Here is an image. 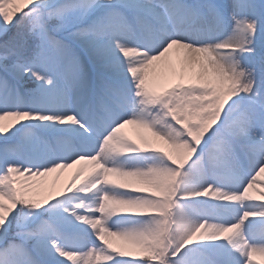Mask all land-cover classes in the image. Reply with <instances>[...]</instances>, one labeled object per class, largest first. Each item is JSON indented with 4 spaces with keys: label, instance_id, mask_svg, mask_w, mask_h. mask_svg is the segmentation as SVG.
Returning <instances> with one entry per match:
<instances>
[{
    "label": "snow or ice",
    "instance_id": "obj_1",
    "mask_svg": "<svg viewBox=\"0 0 264 264\" xmlns=\"http://www.w3.org/2000/svg\"><path fill=\"white\" fill-rule=\"evenodd\" d=\"M257 255L264 0H0V264Z\"/></svg>",
    "mask_w": 264,
    "mask_h": 264
},
{
    "label": "bare ground",
    "instance_id": "obj_2",
    "mask_svg": "<svg viewBox=\"0 0 264 264\" xmlns=\"http://www.w3.org/2000/svg\"><path fill=\"white\" fill-rule=\"evenodd\" d=\"M172 59H173V62H175L176 60L175 53H173ZM83 167H85L83 164L77 165L76 168H73V173L71 172L72 169L60 170L56 173L51 174L48 177L40 178V180L37 181V183L46 184L48 186H51L53 183H55L58 188H63L71 181V179L74 177L77 170ZM84 175L85 176L87 175V171H85Z\"/></svg>",
    "mask_w": 264,
    "mask_h": 264
},
{
    "label": "rangeland",
    "instance_id": "obj_3",
    "mask_svg": "<svg viewBox=\"0 0 264 264\" xmlns=\"http://www.w3.org/2000/svg\"><path fill=\"white\" fill-rule=\"evenodd\" d=\"M130 136H132V138H138V135H139V131L130 127L129 129H126L125 130ZM73 173V169L71 171ZM253 194H257L256 192H254ZM253 260H254V264H264V256H260V255H257L255 257H253Z\"/></svg>",
    "mask_w": 264,
    "mask_h": 264
}]
</instances>
